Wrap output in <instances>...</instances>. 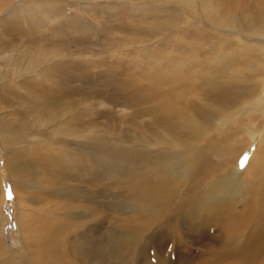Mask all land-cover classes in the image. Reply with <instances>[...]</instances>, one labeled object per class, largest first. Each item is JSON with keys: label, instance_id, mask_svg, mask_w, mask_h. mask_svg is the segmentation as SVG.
<instances>
[{"label": "rangeland", "instance_id": "374dc122", "mask_svg": "<svg viewBox=\"0 0 264 264\" xmlns=\"http://www.w3.org/2000/svg\"><path fill=\"white\" fill-rule=\"evenodd\" d=\"M104 1L107 2L106 6L103 4ZM23 2L24 0H0L1 15L5 7L9 9V7H16L18 3L20 5ZM28 2L30 5L32 4L31 0ZM40 2L44 4V8L51 9L54 13L62 8L61 1L58 3L56 0L55 3H50V6L46 0H40ZM81 2L84 4V0ZM151 2L154 3L156 9L152 8ZM37 6L42 8L40 4ZM179 7L176 0H134L133 2L130 0H89V5L80 4L76 8L70 7L67 10L68 16L54 17L51 21H45V24L42 21L39 27L36 25L38 20H44L46 17L42 13H39V16L44 17L27 19V23L30 22L29 25H26L29 26L27 31L28 34H32L33 47H39V45L44 47L45 49L41 48L42 51L39 53L45 56L58 53L55 61H58L59 67L56 69H53L52 66L47 67L46 75L49 81L44 82L43 80L42 84L49 85L50 95L53 92L56 98L64 96L66 101L62 100V103L78 102V109L72 113L73 116L80 112L84 120L91 118L93 121L94 134L89 137H79L75 143L83 150H86L85 144L94 146L93 153L95 152L94 156L97 160V170L94 175L89 177L84 173L73 172L72 175L70 174V176L81 177L82 181H91L88 185L80 184L75 180L67 181L64 178L56 185L59 194L58 200H62L63 204H70L64 215L56 217L58 222L55 221V223L59 224L56 232H47L54 224L53 219L46 218L38 212L39 209L30 211V214L36 217L37 222L33 223V227L36 228V232L40 233V237L37 241L32 237L25 238L24 243L29 244L28 248L24 245H17V241L20 239V230L17 222L18 211L14 200L15 194L11 185L4 184L5 176L1 173L5 195L0 204V215L5 225L3 226L4 239L0 240V262L13 264L9 258L16 256L15 264L207 263L204 262V246L197 242V239L201 240L204 234L197 238V234L194 232L185 235L184 231H180L179 234L172 237L170 242L164 243L161 251L155 247V242L149 246L146 250L148 253H146L141 250V247L144 239H147L152 231L144 232L142 234L144 239L142 236L138 238V220L140 218L132 220L137 217L135 215L129 217L136 209L140 213V209L144 207L147 217L152 212H158V207L151 201L142 203L143 195L149 198L153 197L152 195L143 193L140 188L136 189L130 186L131 183L139 185L141 182L140 177L143 170L141 162L137 161L143 153H146L148 163H150V167L146 169L147 173L151 171L164 173V170H167L165 167L169 168V163L165 159L164 162H157V157L153 154L156 153L155 150L150 152L139 143L138 134L142 133L141 125L146 124L148 131H153L156 106L160 102L154 93L156 88L154 76L157 69H155V62L154 65L149 62L153 56L158 54L157 58L164 59L160 75L167 77L172 72H167L166 66L175 62L174 59H170L172 55H182L175 49L168 48L170 44L181 46L191 43L195 47L208 45L212 50L214 49L213 51H216L225 44L238 43L243 53L240 59L243 61L245 59V62H241V67L244 64V69L249 72L245 78L246 81L235 82V84L239 86L249 83L250 91L261 90L264 85V73H262L264 64L261 59L264 56V35L261 32H255L250 23L260 14L264 15V0H194V8L197 11L195 17L191 14L187 15V11L182 8L179 13L174 12V9H179ZM175 18L182 19L176 27L171 23V20ZM217 23L220 24L218 27ZM15 26L19 27V24L15 23ZM212 45H217V47ZM228 48L225 46L222 52L230 51ZM34 50L39 51L38 49ZM202 52L199 60L207 61L208 53L206 50H202ZM230 52V55H240L232 50ZM164 53L166 58H163ZM248 62L255 65L254 69L249 68V64H245ZM192 69L182 70L176 75L180 79H185L186 86L190 87L189 92L180 96L179 101L181 102L177 110L188 114L200 112L201 116L204 109L209 108L206 103H209L212 95L210 78L205 71H201L200 66H194ZM49 76L51 77L48 78ZM147 77L151 79H145ZM40 82L41 80L38 79L36 85L33 82L35 86L33 84L32 86L41 90L40 87L43 85ZM145 86L146 88L143 89ZM22 93L26 95L25 91ZM86 99L89 101L85 104L92 103L91 110L87 113L83 110L86 106L82 103ZM144 102H146V106L143 105ZM55 110L53 109V112ZM172 112L176 114V110H169L168 105L165 104V115L171 116ZM260 130L262 135L253 134L250 136L249 133L242 135L244 145L239 144L243 145V150L238 158V166L242 170L245 169L251 154L257 149L260 139L263 137L264 124ZM243 133L246 131L244 130ZM66 134L67 136L57 140L62 146L74 141V132L71 129L67 130ZM145 134L148 132L145 131ZM228 144L234 145L233 141ZM228 144L222 140V136H216L214 131H211L204 138L202 137L197 146L206 151L211 159L220 163L231 156V153L225 150ZM0 146L1 153L4 147L1 138ZM139 149L145 151L139 153ZM52 154L57 155V152ZM60 156L58 155V159L61 158ZM63 160L64 158L61 161ZM205 160L209 163L206 157ZM22 161L23 166L28 163V171L32 174L33 169H36L33 160L27 161L23 158ZM61 161L57 162L56 166L55 164L50 165V169L45 163L37 168L46 171L49 175L57 168L60 171L71 169L66 164H61ZM201 163L202 160L198 162L197 168ZM166 164L167 166H165ZM207 168L210 169L209 166ZM82 175L84 176L82 177ZM33 177L37 178L36 175ZM43 177L47 178L44 175ZM169 177L170 180L181 181L179 172L175 176ZM182 182L179 186L184 185L181 190L185 191L188 182ZM37 188L38 186L34 190L38 191ZM66 189L70 190L75 197H62L61 193ZM38 196H42V194H38ZM202 198L212 204L205 196ZM195 199L190 198L187 202L190 203ZM170 203L171 200L167 203L169 208L171 207ZM242 203L244 204V201ZM149 204L151 206H148ZM175 204L177 203L175 202ZM209 210L208 206L197 210V218H205L204 229L206 232H208L206 215ZM127 212H131V214L127 215ZM159 217H165L161 211L157 218L148 219L150 225L157 219L161 221ZM218 220L220 217H217ZM159 225L160 223L157 228L160 231ZM218 231L221 234L220 228ZM211 232L212 230H210ZM123 234L129 235L124 237L125 243L120 240ZM179 241L180 244H178ZM159 243L161 244L162 241ZM91 244H96L93 251ZM2 245L7 248L10 256L1 252ZM99 250L102 254H106V258L102 262L99 261L96 254L91 256ZM177 250L180 251V254L177 253ZM155 253L159 254L158 258ZM193 255L196 256L189 263L188 258ZM231 262L224 261L222 264Z\"/></svg>", "mask_w": 264, "mask_h": 264}, {"label": "bare ground", "instance_id": "6f19581e", "mask_svg": "<svg viewBox=\"0 0 264 264\" xmlns=\"http://www.w3.org/2000/svg\"><path fill=\"white\" fill-rule=\"evenodd\" d=\"M28 1L24 0L22 4L18 3V6L9 7V9L5 7L3 14L0 13V138L4 146L0 153V204L5 195L1 180L2 173L5 176L4 184L11 185L15 194L14 200L18 211L17 222L20 230V239L17 241V245H24L26 248L29 244L24 243L25 238L32 237L37 241L40 237V233L36 232V228L33 227V223L37 222L36 217L30 214V211L39 209L38 212L46 218L53 219L54 224L47 232H56L59 226L58 223H55V221L58 222L56 217L64 215L70 205L63 204L62 200H58L59 194L56 185L62 178L88 185L91 181H82L81 177L70 176V174L73 172L84 173L89 177L94 175L97 170V160L94 156L95 152L93 153L94 146L85 144L86 150H83L75 143L79 137H89L94 134L93 121L91 118L84 120L80 112L73 116L72 113L78 109V102L62 103V100H65L64 96L56 98L53 92L50 95L49 85L42 84L43 80L44 82L49 81L46 75L47 67L52 66L53 69L59 67L58 61H55L58 53L46 55L47 57L41 55L42 53L39 52L42 50L40 49L45 48L40 45L33 47L32 34H28L29 26H26L30 23H27V19L46 16L44 20H38L36 25L39 27L42 21L45 24V21H51L54 17L67 15V10L70 7L76 8L80 4L89 5V0H84V4H82V0H57L58 3L61 1L62 8L56 13L51 9L44 8V4L40 0H31L32 6ZM176 1L180 7L179 9L175 8L174 12L179 13L182 8L187 11V15L191 14L194 17L197 15L194 0ZM46 2L50 6V3L53 4L56 0H46ZM38 4L42 8L38 7ZM103 4L106 6L107 2L104 1ZM151 6L156 9L153 2H151ZM39 13L44 16H39ZM180 21H182L181 18H175L171 20V23L176 27ZM15 23L19 24V27H14ZM250 24L253 25L255 32H261L264 35V15L260 14ZM219 25V23L216 24L217 27ZM212 46L217 47V45ZM225 46L240 55H230V51L222 52ZM239 46L238 43L231 42L222 46L220 50L213 51L214 49L212 50L208 45L195 47L191 43L181 46L170 44L168 48L175 49L182 55H172L170 59H174L175 62L166 66L167 72H172L167 77L160 75L164 59L157 58L158 54L150 59L149 63L154 65L155 62V69H157L154 76L156 79L154 93L160 102L156 106L153 131L149 132L146 124L141 125L142 133L138 134L139 143L150 152L155 150L156 153L153 154L157 157V162H164L165 159L169 163V168L165 167L167 170H164V173L162 171L147 173L146 169L150 167V163H148L146 153H143L137 161L141 162L143 170L140 177L141 182L139 185L130 184L131 187L140 188L143 193L153 196L149 198L143 195V204L151 201L158 207V212H152L148 217L145 215V207L140 209V213L138 209L132 214L127 212V215L131 214L129 217L134 215L137 217L132 220L140 218L138 220V238L144 232L152 231L147 239L142 236L144 242L141 250L144 252L155 242V247L161 251L162 246L170 242L172 237H175L180 231H184L185 235L190 232L196 233L197 238L204 234L201 240L197 239V242L204 246V262H207L205 264H222L224 261H232L228 264H264V133L257 149L253 150V154L250 153L251 157L245 169L242 170L238 166V158L244 145L243 136L247 133L251 134L250 136L261 134L260 129L264 124V85L261 90L250 91L249 83L239 86L235 84V82L246 81L245 78L249 72L244 69V64L241 67L245 59L244 61L240 59L243 53ZM202 50H206L208 53L207 61L199 60L203 54ZM164 55L163 58H166ZM261 59L264 64V56ZM245 64H249V68L254 69V64L249 62ZM194 66H200L201 71L207 73L211 84L212 95L209 103H206L209 108H205L201 116L200 112L188 114L177 110L181 102L179 101L180 96L189 92L190 87L186 86L185 79H180L176 75L182 70H193ZM38 79L43 85L39 86L41 90L34 88ZM21 91H25L26 95ZM87 101L89 99L82 101L86 106L83 109L85 113L89 112L92 106V103L85 104ZM165 104L168 105L169 110H176V114L172 112L171 116H166L164 113ZM143 105L146 106V102ZM53 109L56 110L53 112ZM70 114L71 116H69ZM69 129L74 132V135L72 134L74 141L62 146L57 140L67 136L66 133ZM244 130L246 133H243ZM145 131L148 134H145ZM211 131H214L216 136H222V140H225L227 144L233 141L234 145H226L225 150L231 153V156L225 158L224 162L217 163L207 155L206 151L197 146L202 137L204 138ZM240 143L243 145L240 146ZM144 151V149H139V153ZM53 152H57V155L52 154ZM58 155H61V158L58 159ZM205 157L209 163L206 162ZM23 158L27 161L33 160L36 169H33L32 174L28 171V163L23 166ZM63 158L64 160L61 161ZM201 160L202 163L197 168V164ZM60 161L61 164H66L71 168L70 171H60L57 168L49 175L46 171L37 168L45 163L50 169V165L55 164L56 166ZM208 166L210 169L207 168ZM178 172L181 181L170 180L169 176H175ZM33 175H36L37 178L34 179ZM43 175L47 178H44ZM182 180L185 183L188 182L185 191L181 190L184 185L179 186ZM207 180L208 182H206ZM36 186H38V191L34 190ZM38 194H42V196H38ZM61 196L64 198L75 197L67 189L61 193ZM202 196H205L212 204L204 201ZM190 198L196 199L188 203ZM170 200L171 207L169 208L167 203ZM175 202L177 204L174 205ZM206 206L210 209L206 215L208 232L204 229L205 218H197V210ZM245 210L247 211L243 212ZM160 211L165 217H159L161 221L157 219L150 225L148 219L157 218ZM217 217H220V220L217 221ZM214 219L215 223L213 224ZM158 223H160V231L157 228ZM4 225L0 215V240L4 239ZM218 228H220L221 234ZM210 230H212L211 233ZM222 232L224 233L222 234ZM125 236L129 235L123 234L120 239L124 243ZM223 236H225L224 239ZM160 241H162L161 244ZM95 246L96 244H91L92 251ZM184 248L186 249L185 246ZM187 248L190 247L187 246ZM6 249L3 245L1 246V252L10 256ZM178 252L180 254L179 250H177ZM95 254L101 262L106 258V254H102L100 250L91 256ZM155 255L156 258L159 257L157 253ZM194 256L196 255L188 258L189 263L193 261ZM98 257L96 258L98 259ZM15 258L16 256H13V258H9V261H13L15 264L17 261Z\"/></svg>", "mask_w": 264, "mask_h": 264}]
</instances>
